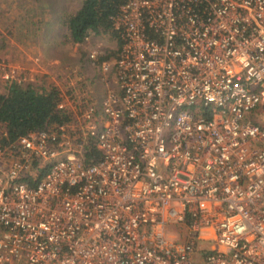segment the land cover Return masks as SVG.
Here are the masks:
<instances>
[{"label": "built area", "instance_id": "built-area-1", "mask_svg": "<svg viewBox=\"0 0 264 264\" xmlns=\"http://www.w3.org/2000/svg\"><path fill=\"white\" fill-rule=\"evenodd\" d=\"M110 26L98 98L0 58L68 114L0 132V264H264V0H123Z\"/></svg>", "mask_w": 264, "mask_h": 264}, {"label": "rangeland", "instance_id": "rangeland-1", "mask_svg": "<svg viewBox=\"0 0 264 264\" xmlns=\"http://www.w3.org/2000/svg\"><path fill=\"white\" fill-rule=\"evenodd\" d=\"M80 3L81 0H0V58L12 66L20 68V63H26L51 75L71 67L79 78L77 84L82 83L83 89L89 86L94 98H98L103 88L94 80V68L85 64L86 55L92 52L95 59L102 58L111 63L117 44L111 33L89 34L81 43L71 41L65 21ZM49 20V27L56 30V35L51 37L40 29ZM49 63L54 65L49 66ZM46 75L38 77L45 78ZM42 83L47 81L42 80L41 86L40 83L37 86L42 87ZM3 84L0 80V93L8 87ZM37 86L36 90L39 89ZM2 130L0 126V132ZM201 245L207 246L208 242L202 241Z\"/></svg>", "mask_w": 264, "mask_h": 264}, {"label": "trees", "instance_id": "trees-1", "mask_svg": "<svg viewBox=\"0 0 264 264\" xmlns=\"http://www.w3.org/2000/svg\"><path fill=\"white\" fill-rule=\"evenodd\" d=\"M122 1L81 0L79 8L65 21L71 41L81 43L89 34L111 33L114 36L110 18L115 15ZM57 101L58 92L52 87L36 90L31 84L9 85L4 93H0V126L4 130L2 140L11 141L28 130L67 120L68 114L56 108ZM88 155L97 157L93 149Z\"/></svg>", "mask_w": 264, "mask_h": 264}, {"label": "crops", "instance_id": "crops-1", "mask_svg": "<svg viewBox=\"0 0 264 264\" xmlns=\"http://www.w3.org/2000/svg\"><path fill=\"white\" fill-rule=\"evenodd\" d=\"M50 23H51V21L49 20V23L47 24V25H42L41 27H40V29L41 30H44L46 33H48V34H50V37L52 36V35H56V30H55V28L53 27V28H51V27H49L50 26ZM49 27V28H48ZM50 31H52L51 33H49ZM20 65H24V66H28V67H30L28 64H22V63H20ZM54 64H52V63H49V66H53ZM2 82V81H1ZM4 82H2V84H3ZM4 85V84H3ZM6 85V84H5Z\"/></svg>", "mask_w": 264, "mask_h": 264}]
</instances>
